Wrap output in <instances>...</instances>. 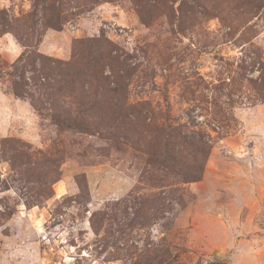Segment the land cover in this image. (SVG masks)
Listing matches in <instances>:
<instances>
[{
  "label": "rangeland",
  "instance_id": "1",
  "mask_svg": "<svg viewBox=\"0 0 264 264\" xmlns=\"http://www.w3.org/2000/svg\"><path fill=\"white\" fill-rule=\"evenodd\" d=\"M0 264H264V0H0Z\"/></svg>",
  "mask_w": 264,
  "mask_h": 264
},
{
  "label": "trees",
  "instance_id": "2",
  "mask_svg": "<svg viewBox=\"0 0 264 264\" xmlns=\"http://www.w3.org/2000/svg\"><path fill=\"white\" fill-rule=\"evenodd\" d=\"M29 58H25L24 56L23 57H21L20 59H19V61L18 62H16L13 66H12V68L14 69V71H15V73H17V74H19V76H21L22 74H23V67H26V66H29V65H31L32 63H30V60H28ZM28 62V63H27ZM74 73V72H73ZM75 76V75H74ZM74 76H72V77H70V79L68 80V82H70V81H74ZM44 78L46 79V78H49V76H48V74H45V76H44ZM17 89V88H16ZM14 95L15 96H17V97H20V95L18 94V92H16V90L14 91ZM56 121H57V119L59 118V117H53ZM114 121H116V118H115V120ZM168 138H170V137H168ZM180 139L182 140V142H186V138H185V135H180ZM171 141L173 142V140L171 139ZM165 147H167L168 146V144L167 143H165V145H164ZM190 181H193V180H190Z\"/></svg>",
  "mask_w": 264,
  "mask_h": 264
}]
</instances>
